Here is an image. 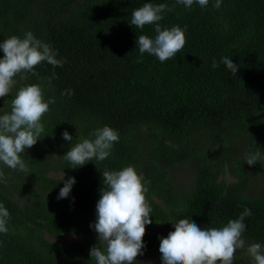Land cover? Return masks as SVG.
Here are the masks:
<instances>
[{
	"label": "trees",
	"instance_id": "obj_1",
	"mask_svg": "<svg viewBox=\"0 0 264 264\" xmlns=\"http://www.w3.org/2000/svg\"><path fill=\"white\" fill-rule=\"evenodd\" d=\"M144 3L173 9L162 13L163 28H186L183 49L163 63L148 53L141 58L136 46L140 35L155 36L153 25H130L132 11ZM214 3L189 10L176 0H0V42L31 31L63 61L55 68L41 62L34 67L38 75L26 80L17 75L0 98V115L25 85L42 84L45 101L55 99L42 117L40 139L21 153L28 172L0 163L7 181L0 182V203L9 212L0 264H95L89 253L98 240L90 225L102 174L129 165L149 182L153 222L142 238L148 264H162L159 238L184 218L220 228L249 208L243 238L264 244V183L254 191L241 151L229 150V138L241 132L264 146V0H221L219 9ZM223 57L239 65L236 76L220 63ZM53 72L57 78L49 85L44 78ZM67 89L74 94L62 95ZM105 125L119 134L111 154L70 168L66 151ZM65 130L71 142L62 138ZM187 165L191 179L183 187L172 169ZM256 165L264 176V162L259 158ZM50 172L75 179L67 198L57 199L64 182ZM229 173L234 180L225 178ZM70 232L79 238L52 239ZM239 260L234 264H253Z\"/></svg>",
	"mask_w": 264,
	"mask_h": 264
},
{
	"label": "clouds",
	"instance_id": "obj_2",
	"mask_svg": "<svg viewBox=\"0 0 264 264\" xmlns=\"http://www.w3.org/2000/svg\"><path fill=\"white\" fill-rule=\"evenodd\" d=\"M177 4L191 10L193 4L201 8L207 7L209 0H176ZM213 7L219 9L221 0H215ZM167 4L144 3L131 13L130 25L136 29H143L146 25L154 26V37L140 35L136 39L140 57L144 53L155 56L161 63L174 58L186 43L185 31L179 26L163 28L159 23L163 19L162 13L172 11ZM3 58H0V98L9 95L20 76L26 80L28 74L38 75L34 67L41 62H47L53 68L62 66L63 61L57 59V52L48 44L37 39L31 31L23 38L11 36L0 42ZM138 62H142L139 59ZM231 75L238 71V64L231 58L223 57L220 61ZM219 64L213 60L211 67ZM57 78L53 72L47 77L48 84ZM72 89H67L62 95H73ZM55 99H44L42 84H31L20 87L11 100L10 111L0 115V163L13 170L28 172V166L21 158V153L31 148L44 132L41 120L49 111V105ZM65 141H72L73 137L65 130L62 132ZM92 139L83 138L63 155L71 165L70 168L82 167L90 161H104L110 154L114 143L119 141L116 130L105 125L90 133ZM261 155L258 149L249 153L245 162L255 165ZM60 181L64 186L60 189L57 199L67 198L75 183L73 177L64 179L61 173ZM0 182L6 183L4 173L0 171ZM142 175L129 165L121 170L108 171L102 174L100 198L96 202V220L90 227L97 233L99 247L94 245L90 249V257L95 264H138L136 257L143 255L145 247L143 236L145 226L151 224L152 212L146 200L148 188ZM252 215L249 208H245L236 219H230L220 227L201 228L188 218L172 223L174 231L167 237H160L159 252L162 264H234L238 249H245L253 264H264V244L251 243L246 245L243 238L246 225L245 217ZM9 212L0 203V233H7Z\"/></svg>",
	"mask_w": 264,
	"mask_h": 264
},
{
	"label": "rangeland",
	"instance_id": "obj_3",
	"mask_svg": "<svg viewBox=\"0 0 264 264\" xmlns=\"http://www.w3.org/2000/svg\"><path fill=\"white\" fill-rule=\"evenodd\" d=\"M260 136H261L260 139L264 140V130L263 129H261ZM229 140H230L229 150L232 151L235 149H239L241 151V156L244 159L248 155V153L250 152L251 149H254L255 151H257L259 149L261 151V153L264 154V146L257 145L254 142L253 137L247 138L245 133H243V132H241L240 135H232L229 138ZM263 144H264V142H263ZM218 146H219L218 144L214 145L215 148H218ZM229 150L226 149V151L228 152L227 153L228 155L230 154ZM260 159L264 162V155H261ZM256 166H257V168H253L252 166H250L251 173L247 176V179L250 183V186L252 187V189L254 191L256 189L260 188L262 183H264V178H263L264 176H262L260 173L257 172V169L259 170V167L262 165H256ZM190 172H191V168L189 165H187L186 168L172 169V176H173L174 180L179 185L185 187V186H187V183L191 179V173ZM49 175L50 176H60L61 173L50 172ZM225 178L229 181L235 179V177L233 176L232 173L226 174ZM95 236H97L96 232H95ZM76 238H79V236L74 232L66 233L63 237L52 236V239L54 241H60V242H65V243H69L70 241H72ZM251 243H260V242H252V241L246 240V245L251 244ZM236 258L240 259L239 263H244L246 261H252L251 257H249V255L247 254L246 248L245 249H238L236 252ZM136 261L138 262V264H148L150 262V260L147 259L146 257H143V255H138L136 257Z\"/></svg>",
	"mask_w": 264,
	"mask_h": 264
}]
</instances>
